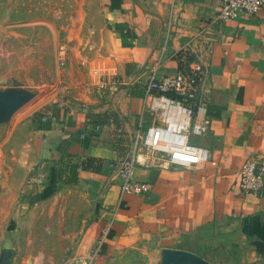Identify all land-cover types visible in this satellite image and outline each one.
<instances>
[{"label": "crops", "instance_id": "obj_1", "mask_svg": "<svg viewBox=\"0 0 264 264\" xmlns=\"http://www.w3.org/2000/svg\"><path fill=\"white\" fill-rule=\"evenodd\" d=\"M220 6L219 0H102L118 71L94 65L81 94L50 95L32 112L36 150L22 192L37 198L53 186L74 188L96 213L94 239L113 224L106 254L121 251L138 222L140 232L162 237L163 247L264 264V185L260 194L236 186L245 158L264 153V6L225 21L217 18ZM186 49L207 68L202 97L212 128L194 141L208 147L210 157L200 167H138L136 175L150 183V191L120 202L112 163L130 142L117 138L116 129L135 128L151 72L177 73ZM95 69L119 78L118 88L97 92ZM67 153L71 159L62 163ZM88 156L102 159L100 171L80 168L74 184L60 179V168Z\"/></svg>", "mask_w": 264, "mask_h": 264}, {"label": "rangeland", "instance_id": "obj_2", "mask_svg": "<svg viewBox=\"0 0 264 264\" xmlns=\"http://www.w3.org/2000/svg\"><path fill=\"white\" fill-rule=\"evenodd\" d=\"M101 6L0 0V264H241L163 247L162 237H148L138 222L124 248L106 254L111 237L97 245L96 213L74 188L53 186L37 198L22 192L36 150L33 110L50 95L81 94L94 65L118 71Z\"/></svg>", "mask_w": 264, "mask_h": 264}, {"label": "built area", "instance_id": "obj_3", "mask_svg": "<svg viewBox=\"0 0 264 264\" xmlns=\"http://www.w3.org/2000/svg\"><path fill=\"white\" fill-rule=\"evenodd\" d=\"M217 18L220 21L236 18L242 13L256 14L264 6V0H219ZM212 43L207 44L210 50ZM67 46H61L65 56ZM182 66L175 74H150L139 123L132 131L116 129L117 138H128L127 153L112 163L111 181L120 187V202L128 194L142 195L150 191L147 180L136 175L138 167L169 170L181 166L200 167L210 157V149L194 141L212 128L209 104L202 97V84L207 68L191 49L183 52ZM95 90L99 93L115 91L121 83L117 77L105 75L99 69L93 71ZM264 185V153L248 155L240 167L236 183L243 193L260 194ZM113 224L104 225L97 237V245H104L111 234ZM86 262V261H85Z\"/></svg>", "mask_w": 264, "mask_h": 264}, {"label": "trees", "instance_id": "obj_4", "mask_svg": "<svg viewBox=\"0 0 264 264\" xmlns=\"http://www.w3.org/2000/svg\"><path fill=\"white\" fill-rule=\"evenodd\" d=\"M181 66H182V62L180 61V67ZM65 159H71V154L67 153L62 163L65 162ZM101 166H102L101 158L88 156L85 159H83L81 162H71L69 166L70 168L68 170L60 168L59 177L65 183L74 184L77 181V174L80 168L98 172L101 170Z\"/></svg>", "mask_w": 264, "mask_h": 264}]
</instances>
